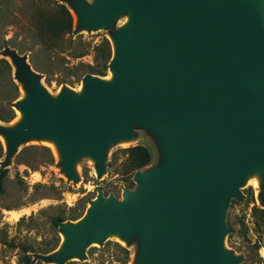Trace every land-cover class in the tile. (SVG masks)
I'll return each instance as SVG.
<instances>
[{
    "label": "water",
    "instance_id": "1",
    "mask_svg": "<svg viewBox=\"0 0 264 264\" xmlns=\"http://www.w3.org/2000/svg\"><path fill=\"white\" fill-rule=\"evenodd\" d=\"M68 2L79 29L129 14L111 33L113 80L85 74L80 96L64 86L51 97L25 57L5 49L26 91L14 103L23 120L0 129L6 156L23 139L53 137L69 178L80 155L102 174L108 145L137 123L157 133L164 161L136 170L121 198L98 190L79 219L58 221L65 239L43 259L82 258L90 242L138 233L135 264H236L223 245L226 209L257 167L264 205V0Z\"/></svg>",
    "mask_w": 264,
    "mask_h": 264
},
{
    "label": "rangeland",
    "instance_id": "2",
    "mask_svg": "<svg viewBox=\"0 0 264 264\" xmlns=\"http://www.w3.org/2000/svg\"><path fill=\"white\" fill-rule=\"evenodd\" d=\"M87 4L93 0H85ZM63 5L72 18V30L66 32ZM127 13H119L114 20L96 28L77 27V14L68 0H0V114L9 108L13 118L0 120V129L9 130L17 117L14 103L22 97V82L15 77L12 59L4 56L5 49L14 51L40 75V82L54 97L62 87L78 89L81 73L95 65L99 54L96 45L108 40L112 54L111 33L124 25ZM59 22L57 38L53 39L47 25ZM85 54L76 56L80 52ZM109 65L104 75H94L107 80ZM133 136L127 142L114 141L105 152V170L98 174L96 164L87 155L77 157L74 170L77 178H69L63 171L60 158L42 140L26 138L19 141L14 152L7 154L6 140L0 133V168L5 170L3 191L0 192V264H20L24 251L31 256V263L41 264H118L122 252L129 251L125 264H135L140 247L138 233L129 241H120L106 235L101 242H90L83 248V257H69L61 263L44 260L60 247L61 233L56 217L63 222L79 219L89 202L101 190L105 197L121 198L122 189L135 187L133 173L126 167L125 148L145 146L150 154L148 165L137 170H152L162 165L163 149L154 130L135 123ZM129 140V141H128ZM121 143V144H120ZM127 143V144H126ZM260 168L246 173L245 182L239 187L242 200L231 198L225 214L229 229L223 238L224 247L238 257L236 264H264V205L259 201L261 188L254 186ZM114 234V233H113ZM118 244L119 246H117Z\"/></svg>",
    "mask_w": 264,
    "mask_h": 264
},
{
    "label": "trees",
    "instance_id": "3",
    "mask_svg": "<svg viewBox=\"0 0 264 264\" xmlns=\"http://www.w3.org/2000/svg\"><path fill=\"white\" fill-rule=\"evenodd\" d=\"M60 8L63 10L64 14L60 13L61 15H64V19H62L61 23L66 28V32H71L72 30V18L69 15V13L66 11L63 5H60ZM59 22H50L47 27L50 30V33L53 35V39L57 38V31L60 28ZM96 48L99 50V54H97L94 57L95 65L89 66L88 70H85L81 73V76L84 74H94V75H104V71L108 67V62L111 57V47L108 42V40L104 39L100 42L99 45H96ZM85 53L82 51L78 53L76 56H82ZM13 112L11 108L5 113L0 114V120L2 121H8L11 118H13ZM1 150V148H0ZM126 153V167L127 171L129 173H133L137 169L146 166L151 161V154L149 150L143 146V145H133L125 148L123 150ZM5 176V170L0 168V192L3 191V181ZM64 219L62 217H56L54 219L55 223L57 224L58 221H63ZM119 246L118 244H116ZM120 251L122 252V256L118 260V264H125L128 260L129 251L125 247L119 246ZM20 264H32L31 263V256L27 253V251H24L20 258ZM34 264H41V262L37 261Z\"/></svg>",
    "mask_w": 264,
    "mask_h": 264
},
{
    "label": "bare ground",
    "instance_id": "4",
    "mask_svg": "<svg viewBox=\"0 0 264 264\" xmlns=\"http://www.w3.org/2000/svg\"><path fill=\"white\" fill-rule=\"evenodd\" d=\"M126 19L127 20L125 21L124 24L127 23L128 19H129V16ZM113 77H114V72L110 71L106 79H107V81L110 82V81L113 80ZM21 92L23 94L21 98H25L26 97V91L24 90L23 84H22ZM73 92H74V94L76 96H80L82 94V92H83V84L80 83L78 89L76 88V90H74ZM22 120H23L22 111L18 110L17 117L14 120L13 125H15V126L18 125ZM40 138H42L40 140L44 141L52 149L53 153L59 157V149H58V145H57L55 139L53 137H40ZM2 140L5 142L6 138L2 137ZM33 140H34V138H33ZM120 141L122 143H125V142H127V139H121ZM261 182H262V172H260V175H255L254 179H253L254 186H256L257 188H261ZM113 236H115L116 238L119 239V236L116 233H114ZM64 239H65L64 235L61 234L59 245L62 244ZM120 241H122V240H120Z\"/></svg>",
    "mask_w": 264,
    "mask_h": 264
}]
</instances>
